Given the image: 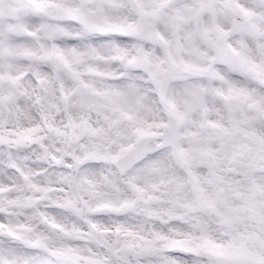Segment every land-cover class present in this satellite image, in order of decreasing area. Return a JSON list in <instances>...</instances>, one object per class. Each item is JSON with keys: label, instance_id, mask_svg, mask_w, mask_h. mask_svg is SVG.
<instances>
[{"label": "snow or ice", "instance_id": "1", "mask_svg": "<svg viewBox=\"0 0 264 264\" xmlns=\"http://www.w3.org/2000/svg\"><path fill=\"white\" fill-rule=\"evenodd\" d=\"M0 264H264V0H0Z\"/></svg>", "mask_w": 264, "mask_h": 264}]
</instances>
